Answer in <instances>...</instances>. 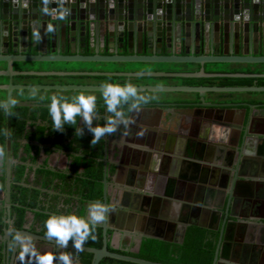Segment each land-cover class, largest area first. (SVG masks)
<instances>
[{"label": "water", "instance_id": "water-1", "mask_svg": "<svg viewBox=\"0 0 264 264\" xmlns=\"http://www.w3.org/2000/svg\"><path fill=\"white\" fill-rule=\"evenodd\" d=\"M34 32L39 34L38 39L33 36ZM19 62L186 63L197 64L199 69L193 71L36 70L20 69L17 67ZM0 63L5 66L0 68V76H9V82L0 84V90L6 91V98L0 99V108L6 109V149L7 157L11 160L12 108L16 105L33 104L30 99H15V90H100L101 85L14 83V75L263 77L264 72L252 70L227 71L219 68L223 64L247 66L264 63V0H0ZM209 68L211 70H208ZM135 85L139 91L197 92L199 94L198 101L183 104L190 106V108L197 106L196 114L201 121L203 120L208 124L205 125V129L212 125L207 122V117L212 118L213 115L212 112L205 111L202 107L219 108L221 112L226 108V112L229 113L228 108L239 104H244L249 108L259 106L257 103L250 102L208 101L207 92L264 91V85ZM159 104L174 107L175 102H159ZM180 109L182 108H177L176 111ZM247 111L246 107L243 108L240 111L242 115L237 120L241 123L251 121V114ZM171 112L169 111V113ZM162 118L163 123L165 120V123L169 124V117L162 116ZM216 120L222 126L230 121L223 115H217ZM233 122H235V119ZM128 129L126 127L129 132ZM171 132H168L166 128L164 129L161 124L157 126L154 134L149 131L148 136L153 138L151 141H156L157 144L152 148L161 152L170 151V153L168 152L170 155L167 154V156H173L178 163L183 162L189 170L180 174L181 179L199 181L201 185L199 192L191 194L192 197L180 196L177 199L182 203L181 210H187L186 214H182L181 221L178 223L182 233L181 238L178 240L166 235L169 226L173 227L175 224L172 222L168 224L169 218L167 215L158 216L157 218L158 222L163 224L162 227H157L151 223L147 229L139 231L141 229L139 220L144 216H148L149 210L136 211L132 208L126 211L118 209L121 212L120 216H122L120 221L118 224L113 225L109 223L108 214L117 212V209L109 206L111 204L109 191L112 183L108 179L109 161L107 155H105L103 159L105 170L103 178L104 199L102 203L108 211L104 214L103 221L100 222L103 227V246L98 248L83 244L80 249L93 253L91 264H99L107 256L141 264H167L110 251L108 249L107 234L109 228L139 231L138 243L133 249L136 252L140 250L143 238L147 237L183 243L190 225L219 230L213 264H230L224 261L228 248L232 244L237 246V250L242 248L244 242L252 241L255 234L264 228L262 224L238 219V215L234 213V206L238 200L239 192L244 193V189L247 191L245 185L255 182L254 180L235 177L236 182L231 192L226 196L228 199L225 218L222 219L223 212L215 206L214 187L204 185L207 184L208 177L206 174L199 176L196 172L201 167H209V163H211L209 154H214V152L218 155L225 154L231 150L232 144H225L220 141L213 142L202 137L194 140L185 139L181 138V134L178 137L172 129ZM250 137V133L245 129L244 136L241 137L242 140L247 143ZM105 139L107 142L109 140L108 136ZM184 141L188 142L189 148H186L188 145L184 147ZM180 142H183V145ZM130 143L136 144L135 139ZM147 143H144V145ZM107 145L108 143L106 144V150ZM174 145L180 148V151H176ZM212 145L217 146V148ZM261 149H264V147ZM185 150L186 152H184ZM263 175L264 172L253 174L257 178ZM7 176V186L10 192L12 176L9 173ZM160 179L163 181L166 177L163 176ZM248 191L250 192V190ZM167 195L159 191L156 199L163 200L168 197ZM146 197L149 198L150 196L146 195ZM9 200L10 197H8ZM136 215L139 217L137 228L134 227L132 222ZM228 216L233 217V219L228 220ZM234 225L238 226L237 237L232 236ZM12 233L16 234V237L25 235L35 240H43L57 245L55 240L30 231L28 228H8L3 234L1 249L5 264H17L18 253H24L20 250L17 240L13 243L12 252ZM117 235L113 236L112 240L115 247L119 246L116 244ZM67 247L74 249L72 241H68ZM233 262L244 263L240 261L239 257H235Z\"/></svg>", "mask_w": 264, "mask_h": 264}, {"label": "trees", "instance_id": "trees-1", "mask_svg": "<svg viewBox=\"0 0 264 264\" xmlns=\"http://www.w3.org/2000/svg\"><path fill=\"white\" fill-rule=\"evenodd\" d=\"M124 64L154 63L130 62ZM87 76L103 77L106 81L127 80L134 83H140L147 77H163ZM180 78L184 84L188 85H264V76ZM16 92L29 94L31 91L15 90ZM49 99L50 97H44L36 104L16 105L12 108V154L17 160L12 169L11 182L13 227L16 229L28 228L30 231L42 235H45L44 220L49 214L72 212L85 215L90 201H103L104 199L105 162L102 158L105 155L106 134L96 144H91L92 133L88 126L81 122L82 118L80 117L77 118L75 124H64L62 130L53 128L48 107ZM5 111L4 108H0V144L2 145L6 138ZM96 111L97 119L93 121V124L103 123L107 115L103 100H97ZM124 111L127 114V108ZM78 128L80 129L79 135L77 134ZM56 151L67 154L70 160L67 168L60 169L51 164L50 157ZM42 156L44 159L40 161ZM108 179L111 180V176ZM0 186H6L4 177H0ZM29 212L34 214L33 219H30ZM0 224H5L4 212L1 210ZM5 225L7 226V224ZM114 232L113 228H109L107 232L110 251L167 264H213L219 238V230L190 225L183 243L147 237L143 238L141 248L136 252L132 250L135 242L128 244L127 240L121 241V244L115 247L112 243ZM84 245L98 248L103 246V227L100 223L96 226L95 238L88 239ZM1 247L0 264H3L4 254ZM66 253L76 255V264L92 263V252L68 247ZM99 264L141 263L107 256Z\"/></svg>", "mask_w": 264, "mask_h": 264}, {"label": "flooded vegetation", "instance_id": "flooded-vegetation-1", "mask_svg": "<svg viewBox=\"0 0 264 264\" xmlns=\"http://www.w3.org/2000/svg\"><path fill=\"white\" fill-rule=\"evenodd\" d=\"M177 108L180 107L169 106V109H171L169 111H172L171 113L167 110H161L159 116L156 114L145 115L142 121L137 119L138 117L135 116L136 113L133 112L132 115H130L129 121L124 125L118 126L113 133L106 134L109 138L106 142V144L108 143L107 150L105 149V155H107L109 161L108 177L111 176V180L109 181L113 183L109 191V199L111 200L109 206L117 209V212H110V215L108 214L109 223L111 225L118 224L120 221V218L122 217L120 216V209L126 211L132 208L136 211L144 209L149 210V214L140 220L137 215L134 216L132 222L135 228H137L136 225L138 220L141 226L139 231H144L145 228L147 229V227L151 225V223L157 227H162L163 224H160L157 218L158 216L163 217L167 215L169 218L167 221L168 224L171 222L175 224L173 227L169 226V230H167V233L165 232L166 235L173 239L179 240L181 238L182 233L178 227V223L181 221L180 218H182V214H186L187 210H181L182 203L177 199L180 196L188 198L192 197L191 194L199 192L201 185L199 181L189 182L186 179H181L180 174L189 170L184 166L183 162L178 163L173 156H167L170 151L161 152L160 150L152 148L157 144L155 143L156 141H151L153 138L148 136L149 131L151 134H154L155 129L160 124L163 125L164 129L166 128L168 132H171L172 129L173 133H177L178 137L181 134V138L194 140L198 137H202L213 142L220 141L225 144H232L231 150L225 154L218 155L216 152H214V154H209V159L211 160L209 167H201L196 171L199 176L205 174L208 176L206 180L208 184L215 182L217 177L222 175L226 178V176L229 177L232 175L238 177L241 174L253 175L255 173L264 172V149H261L264 147V112L258 111L256 108H251V110L247 111L251 114V121L241 123L237 119H240V116L242 115L240 114V111L245 107L234 106L233 108L232 106L230 108L233 109L228 108L229 113H227L226 108H224V111L221 112L219 110L217 115H223L230 119V121L226 122L225 126H222L219 121L216 120L217 117L216 119L214 117H207V122L212 125L209 126L208 129H205V125L208 124L203 120L201 121L200 117L195 114L197 110L188 108L187 110L180 109L179 111H176ZM191 110L194 112L193 116L188 114ZM162 116L169 117V124L165 123V120L164 123L161 121L163 119ZM234 119L235 122H233ZM126 127L129 128V132L126 130ZM245 129L251 135L247 143L242 140ZM206 130L210 132H207ZM258 130L263 134H257ZM134 139L136 144L130 143ZM144 143H147L148 145L146 144V146ZM180 144L183 145V142H180ZM187 145L188 142L184 141V147ZM212 146L217 148V146ZM174 148L176 151H180V148L175 145ZM186 148H189V145ZM184 152H186V150ZM104 156L102 159H104ZM163 176L166 177V179L162 181L160 178ZM7 184L8 181L6 180V186ZM208 184L205 183L204 185L209 186ZM227 188L228 186L226 189ZM231 189L229 191L215 190L213 192L214 202L216 203L215 206L223 212L222 219L225 218L228 199L226 196L231 192ZM248 190L246 191L244 189V193L239 192L240 194L236 203L240 201L241 206H244V204L253 202V192L252 190H250V192ZM159 191L166 195L168 194V197L163 200L156 199ZM113 192H115L114 195ZM146 195H149L150 197L147 198ZM158 198H160V196H158ZM236 212L237 211L234 209L235 214ZM242 213L245 214V216L242 214L240 216L238 215V219H243L246 222H253V219L247 216L250 211H243ZM227 219L231 220L233 217L228 216ZM237 227L238 226L234 225L232 230V236L234 237L238 236ZM139 231H126L116 228L114 232V237L118 234L116 244L120 245L123 240H127L128 244L135 242L132 247L133 250L138 243ZM251 242L252 241L245 242V246L248 247L247 245L251 244ZM56 248L58 249V252L60 250V254H63L68 247H60L56 245ZM228 249L229 250L225 253L226 257L224 258V261L234 264L233 259L238 257L239 254L237 246L232 244ZM70 255L73 258V264H76V255ZM239 259L242 262L245 261V259L242 260L241 257H239Z\"/></svg>", "mask_w": 264, "mask_h": 264}, {"label": "crops", "instance_id": "crops-1", "mask_svg": "<svg viewBox=\"0 0 264 264\" xmlns=\"http://www.w3.org/2000/svg\"><path fill=\"white\" fill-rule=\"evenodd\" d=\"M39 65L37 66H31L32 63L30 62H19L17 63V67L20 69H36V70H57V62H38ZM78 63V62H77ZM72 63L67 64V68L65 70H164V71H186V70H198L199 66L196 64L191 65H183L179 63L170 64V63H158V64H115L114 67H106V63H96V62H81L79 64ZM103 64V65H102ZM49 65V66H48ZM105 65V66H104ZM5 66L0 63V68H4ZM216 67V66H215ZM127 68V69H126ZM219 69L227 70V71H238V70H252L257 72H264V63L263 64H254V65H236V64H226L220 66ZM211 70V68H209ZM106 79L99 76H87V75H69V76H56V75H30V76H24V75H14L13 76V82L14 83H72V84H102L105 82ZM9 82V76H0V84ZM134 83V82H133ZM135 84H152V85H177V84H184L182 82V78L180 77H169V76H163V77H147L140 83ZM257 85V84H254ZM50 90H44V91H31L29 94L22 93V92H14V98L17 100H32L33 104L38 103L41 99L44 97H53V96H63V97H72L75 96L78 93H84V94H90L96 96L97 100H103L101 90H58V91H52ZM168 92V93H165ZM141 95L145 97L146 103L143 105L142 108L139 110L134 111L136 114L135 116L138 117L137 119L141 120L145 117V115H158L161 113V110H171L169 109V106L160 105V103L165 102H175L173 106L180 107L183 110H187L190 108V106L183 104L185 102H196L199 100V94L197 92H185V91H139ZM207 100L208 101H215V102H250V103H257L259 106L256 108V110L264 112V91H238V92H207ZM6 98V91L0 90V99ZM181 102V103H180ZM237 106L246 107L248 110H251V108H248L244 104H239ZM194 110H198L197 106H192ZM205 111L212 112L213 117L216 119L217 114L219 113V108L211 109L209 107H202ZM234 108V106H233ZM5 109V108H4ZM174 109V108H172ZM6 110V109H5ZM233 111V110H232ZM6 112V111H5ZM229 112V111H228ZM192 110L188 113L189 115L193 116ZM196 114V113H195ZM82 123L84 121L82 120ZM113 133V132H111ZM257 134H263L260 133L258 130ZM5 135H6V129H5ZM6 139L4 145L0 144V177H4V179L8 180V173L12 176V169L14 164L17 162V160L13 157L12 150H11V160L7 157V149H6ZM44 159V156L41 157L42 161ZM69 158L66 153L56 151L54 152L50 157V162L53 166H56L57 168L64 169L67 168L69 165ZM10 162V164H9ZM208 177V176H207ZM222 176H218L215 182H212L211 184H208L209 186L214 187L215 190L223 191L227 190L229 191L234 183L236 182L235 177L232 176H226V178ZM244 178L246 180H254L255 182H251L250 184L245 185L246 188L249 190H252L253 196H252V203L244 204V206H241V202L238 201L236 203V206H234V209L237 211V215H244L242 212L244 211H250V213L247 215L250 218L253 219V223H259L264 225V175L262 177L258 176H251V175H239L238 179ZM189 182H193L194 180H188ZM165 184V183H164ZM113 185V183H112ZM118 185V184H117ZM228 188L226 189V187ZM115 189V188H113ZM115 192H113L114 195ZM8 197H10V200L8 201ZM11 208H12V202H11V190L8 191V186L1 187L0 186V210L4 212V223L7 224V226L4 224H0V246H3V234L8 228L13 227V217L11 215ZM246 209V210H245ZM247 214V212H246ZM34 214L32 212H29L30 219H33ZM23 240H31V250L39 254L41 252H51L53 256L60 255V250L58 252V249L56 248V245L51 242H45L43 240H35L33 238H29L25 235L22 236ZM16 240V234H11V250L13 252V243ZM48 245V246H47ZM238 249V257H241V259H245V263H253V264H264V228L260 231H258L255 234V237L253 238L251 244ZM2 248V247H1ZM21 251H23L20 248ZM24 252V251H23ZM66 252V251H64ZM63 252V253H64ZM15 253V252H14ZM73 259V258H72ZM17 264H35L34 257L31 256H25L24 253H18L16 258ZM234 263V262H233ZM3 264H5V261H3ZM53 264H55V259L53 261ZM234 264H240V263H234Z\"/></svg>", "mask_w": 264, "mask_h": 264}, {"label": "clouds", "instance_id": "clouds-1", "mask_svg": "<svg viewBox=\"0 0 264 264\" xmlns=\"http://www.w3.org/2000/svg\"><path fill=\"white\" fill-rule=\"evenodd\" d=\"M33 36L38 39L39 34ZM103 97L104 110L107 115L103 123L93 124L97 119L96 96L78 93L72 97L53 96L48 101L49 114L52 119V127L62 130L64 124H75L78 117L82 118L92 133L91 144H96L105 134L116 130L130 120V113L139 110L146 103L145 97L139 93L135 83L131 81L107 80L100 85ZM127 108V114L124 109ZM80 129H77L79 135ZM108 210L101 201H90L85 215L72 212L51 213L44 220L45 235L55 240L60 247H67L68 241H72V247L80 250L88 239L95 238L96 226L103 221L104 214ZM25 256L35 259V264H73L69 253L53 256L51 252L34 253L31 250V240H23L16 237Z\"/></svg>", "mask_w": 264, "mask_h": 264}, {"label": "rangeland", "instance_id": "rangeland-1", "mask_svg": "<svg viewBox=\"0 0 264 264\" xmlns=\"http://www.w3.org/2000/svg\"><path fill=\"white\" fill-rule=\"evenodd\" d=\"M58 63H60V64H58ZM74 63H77V62H73V64ZM57 66L55 65V66H52V67H57L56 69L57 70H65L68 66H67V64H66V62H57ZM68 64H72V63H68ZM77 64H79V63H77ZM115 64H117V63H106V67H114L115 66ZM119 64H122V65H125V66H127L126 64H124V63H119ZM154 64H158V63H154ZM170 64H175V63H170ZM180 64H183V65H191V64H186V63H179V65ZM37 66V65H39V63L38 62H33L32 64H31V66ZM103 65V64H102ZM224 65V64H223ZM49 66V65H48ZM105 66V65H104ZM128 67V66H127ZM57 76V75H56ZM58 76H69V75H58ZM79 76V75H78ZM165 93H168V92H165Z\"/></svg>", "mask_w": 264, "mask_h": 264}]
</instances>
